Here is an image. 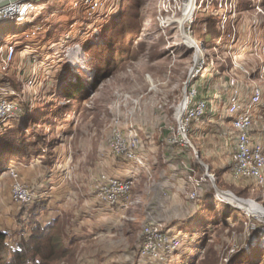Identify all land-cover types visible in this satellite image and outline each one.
Segmentation results:
<instances>
[{
    "label": "rangeland",
    "instance_id": "rangeland-1",
    "mask_svg": "<svg viewBox=\"0 0 264 264\" xmlns=\"http://www.w3.org/2000/svg\"><path fill=\"white\" fill-rule=\"evenodd\" d=\"M215 1L207 2L212 4L214 11L207 15L202 12L200 19L196 18L194 36L200 41L210 42V36L201 33V26L204 23L207 25V31L214 36V40L218 36L226 37L228 25L234 23L241 44L248 42V30L253 22L264 24V0H228L232 4V10L227 14L220 12L213 5ZM33 2L35 9L28 16L29 22L25 21L23 25L10 21L0 23V34H7L4 41H14L13 37L20 39L24 38L22 37L24 35L32 36L28 43H21L16 48L12 62L7 65L0 63V91L8 94V97H5L6 101L13 102L16 111L23 112L11 123L15 127L8 132L7 140L13 142V146L20 141L25 147L24 153L33 154L32 152L36 150L35 161L54 162L58 168L64 170L65 182L73 185L75 194L73 199L67 201L66 209L59 218L61 224L58 228L64 231L72 212L80 211L79 208L86 203L85 196L88 190L91 189L90 193L94 195L95 183L100 174L107 175L103 170L98 173L97 162L103 153L113 158L107 149V140L114 117L119 116L121 124H126L127 115L135 118L132 121H136L139 127V153L142 157L148 153L151 162L154 159L156 164L155 167H151L152 163H149L152 171L147 169L146 163L143 169H139L140 172L136 170V187L134 186L125 201L126 214L119 213L118 226L110 235H104L99 239V242L101 241V247L105 248V256L108 254L109 258H112L111 252L116 253L127 247L135 248L134 256H141L142 226L149 220L142 221L147 215L140 211L142 184L144 179L154 177L162 171V167L169 166L162 162L164 156L168 154L166 146L168 134L164 140L162 132L167 130L169 133L170 128L175 131L177 129L174 108L179 104L184 83L193 65L192 51L184 49L176 36L177 25L180 29L184 25L180 24L184 19L179 11L180 0H33ZM159 11L162 12V17H165L164 26L173 21L178 24L174 23L161 29L156 21ZM223 43L225 42L218 41L215 42L216 45L206 44L205 57L209 60L210 66L223 60L227 64L230 63V57L221 52L225 50ZM75 48L81 51L80 53L77 51L79 56L84 53L83 67L74 62L71 63L74 65L72 68L66 62V53ZM172 48L173 55L169 53ZM71 60L75 59L70 53ZM233 61L249 75L248 78L241 71H233L239 84L249 89L248 92L254 86L264 89V57L242 55L234 57ZM213 67L219 69L218 66ZM76 87L81 92L78 94L74 92L77 95L69 100L63 91H75ZM174 96L178 98L172 104L170 101ZM201 128L206 129V125H202ZM191 138L189 140L193 143ZM28 145L33 146L30 147V151H27ZM186 147L190 150L187 153L189 161L200 168L195 174L196 177L204 176V167L197 163L198 160L189 145ZM21 156L13 157L14 164L10 166L18 170L20 183L31 190V186L24 182L19 174L18 168L23 164L19 159ZM200 161L206 164L201 158ZM173 165L175 167L174 163ZM219 168L215 162L208 166V173L218 179L217 183L215 182L216 188L233 195L243 204L255 205L264 212L263 188L252 180L234 179L229 170L223 174ZM4 172L0 176L6 173ZM205 181L206 187L203 192L211 187L215 197L212 184L207 178ZM11 184V176L6 175L0 180V191L5 187L9 193ZM203 192L198 193V196H203ZM200 200L201 205L205 202L212 204V201L210 203L203 201L202 197ZM217 200L227 204L231 209H236L237 222L229 228L223 227L222 212L216 210L217 206L212 208L207 206L204 218L209 229L204 233L199 248L196 245L197 247L192 249L198 251L197 256L191 257L188 261L182 260L180 264H237L233 261L241 249L249 255L250 250L246 246L248 248L256 246L260 255L264 254V231H261V228L264 229V222L258 217L261 215H253L245 206L237 204L240 207H236V204L232 203L235 205L233 206L221 198ZM228 202L231 203L229 200ZM197 203L198 199L189 205L195 206ZM198 204V208L201 207ZM17 208L19 216L22 214L21 217L25 218L28 215L23 213L21 206ZM157 209V212H160V208ZM231 209L230 216L234 217L235 212ZM169 213H172V208ZM134 216L140 218L137 220L138 225L131 221ZM125 217L127 220L130 219L127 222L129 228L126 227ZM152 217L154 218V215ZM170 218L172 223L182 220L181 215L176 214L173 217L170 215ZM19 220L16 217L10 220L0 213V228L14 231L22 225V220ZM151 220L160 222L163 230L168 224L158 216ZM255 224L259 229L254 228ZM24 229L27 230L26 227ZM255 230L257 234H252ZM61 233L63 237L64 232ZM17 236L19 238V231L6 240L15 244L16 241H20L15 240L18 239ZM80 247H83V243ZM101 247L95 248L89 244L80 251L84 255L91 252L90 250L99 251ZM76 249L79 252L77 246L72 248L74 257L70 256L72 253L70 251L66 259H58L50 264H73L70 257L75 260L79 256V253H75ZM92 256L96 262L102 258L98 253ZM99 262L102 264L103 261Z\"/></svg>",
    "mask_w": 264,
    "mask_h": 264
},
{
    "label": "built area",
    "instance_id": "built-area-1",
    "mask_svg": "<svg viewBox=\"0 0 264 264\" xmlns=\"http://www.w3.org/2000/svg\"><path fill=\"white\" fill-rule=\"evenodd\" d=\"M208 1L209 0H180L179 11L181 16H184L186 7L187 12L189 11V16L183 25V31L185 36L190 38L193 42V44L189 42V46L184 43V38L180 32V26L177 25L176 36L179 38L180 44L184 47V49H190L193 53V65L190 68L189 75L184 83L183 93L181 94L179 104L174 108V113L176 114L177 109L181 106V104H183L180 117L178 121H176L177 129L175 131L170 128L167 137L168 144L180 148H184L190 144L188 133L191 123L201 118L206 111L205 101L202 99H197L195 80L198 78L208 61V59L205 57L207 50L204 41L194 39L192 26L194 24L195 17L203 9L207 11L210 8L211 5L210 3H207ZM34 5L35 3L33 0H15L0 7V23L4 21H10L23 25L25 21L29 22L28 16L34 11ZM213 5H215V7L220 10V12H224V14H227V12L232 10V4L228 0H216ZM227 5L229 8H227ZM223 17L224 16H222V18ZM156 21L161 29L174 23L178 24L177 22L173 21L172 23L164 26L159 24V20L157 18ZM257 26L258 23L253 22L251 29L254 36ZM222 29L225 28L222 27ZM6 36V33L0 34V63L3 65H7L12 62L13 56L16 53V48L21 43H28L32 37L29 35H24L22 36L24 38L18 39V37H13L14 41H4ZM235 37V24L231 22L228 25L226 33V38L229 40V46L223 53L230 57V63L227 64L223 60L222 62H215L214 65L215 67L225 65V68L228 69H238L249 78L248 72H246L244 68L233 61L235 51L232 45L234 44ZM254 42L257 43V38ZM263 43L264 37H261L259 40V47L262 49V51H264ZM173 49L174 48L169 51L171 55L174 54ZM77 50H79V48H77ZM76 53L74 55V59L79 56V54ZM82 54L84 56L83 52ZM68 56H70L69 51L65 56L66 62L70 65V67L73 68L74 65L71 64L70 58L68 59ZM194 57H196L195 61ZM262 57H264L263 53ZM81 70L84 71L83 68ZM227 76L229 78L227 85V115L230 117L229 123L236 134V142L231 155L229 173L234 179L252 180L256 182L258 186L264 189V148L259 144H252L250 138L252 112L261 103V100L264 96V89L262 90L260 87H254L248 104H245L241 101L238 80L228 71ZM5 97H8V94L5 91H0V124L8 121L11 122L23 114V112L20 110L16 111L15 104L13 102L6 101ZM214 97L216 96L214 95ZM128 118L130 117L128 116L125 119L126 124H121L120 117L117 115L114 117L111 125V132H109V138L107 140V149L114 159L134 164L137 168L143 169L145 167V162L139 153V131L131 126L130 119ZM5 172V175H9L12 178V184L9 191L12 203L19 206H27L31 204L36 195L33 191L27 189L22 183H20L19 175L16 169L12 168V166H9ZM205 178V176H202L199 179L189 177V183L191 187L188 197L190 201H197V188ZM135 185L136 178L133 177V175L129 178L121 179L100 174L95 183L94 195L98 200L111 209H125L127 207L125 201L129 197V194ZM215 199L217 200V197H215ZM162 226L163 225L160 222L151 219L146 221L142 226V239L140 248V255L142 257L148 258L149 260H157L162 262L173 256L179 248L182 237L177 233L173 234L163 230ZM261 231H264V229L261 228ZM246 247L248 249V246Z\"/></svg>",
    "mask_w": 264,
    "mask_h": 264
},
{
    "label": "crops",
    "instance_id": "crops-1",
    "mask_svg": "<svg viewBox=\"0 0 264 264\" xmlns=\"http://www.w3.org/2000/svg\"><path fill=\"white\" fill-rule=\"evenodd\" d=\"M238 85L241 93V101L248 104L253 88L256 86L250 88V92H248L247 90L249 89L244 88L241 83L239 84L238 82ZM214 95L216 97H214ZM227 97L228 92H215L212 94L213 99L209 101L207 117L206 120H204L205 123L202 121L199 125L193 127L194 132L191 138L193 142L191 144L202 154V158L206 161L207 166L215 162L219 165V169L223 174L228 173L231 164V155L236 142V134L229 123L230 117L227 115ZM176 98L178 97L174 96V99L170 102L173 104ZM167 107L170 108L171 106ZM128 116L130 117V115H127V117ZM128 119H130L131 126L138 130L139 127L136 121H132L135 120V118ZM204 124L206 125V129L201 128ZM167 134V130H163L162 135L164 140ZM250 138L252 144H259L264 148V96L261 103L252 112ZM166 146L172 145L166 144ZM35 151L36 150L32 152L33 154H30V152L22 154L19 159L23 164L18 169L21 179L31 186V190L35 192L38 197L48 201L46 211L39 217L40 225L45 227L52 220L61 218L62 211L66 209L65 206L67 201L73 199L75 194L72 189L73 185H69L65 182L64 170L58 168V165H55L54 162L40 163L42 160H37L38 162L35 161ZM167 155L164 156L162 162L165 165L169 164V166L162 167V171L154 175V177L150 176L144 179L142 184L143 189L140 211H143V215H147V217L142 218V221L154 219L158 216L165 224L168 223L165 228L168 229L169 232L173 234L177 233L182 237V240H184V233L178 232L179 222L172 223L170 221V215H172V217L175 214L178 216L181 215L183 220L182 223H186V221L194 215L189 205L190 200L188 193L191 187L189 177H193L194 179L198 178L196 175L194 176L195 171L189 168L188 163L181 161V166L178 167L180 169H176L173 167L174 162L170 163V159H167ZM143 157L144 162L148 166L147 169L152 171L149 167V163H152L151 167H155L156 161L151 158L153 161L151 162L148 153H146V156L143 154ZM189 163L191 162L189 161ZM183 167H186V169H183ZM97 168L98 173L103 170L108 176L121 179L129 178L132 175L136 178V170L140 172L139 168L134 164L120 163V161L110 158L106 153H103V155L98 158ZM153 170L156 171V168ZM190 171L193 173H190ZM3 177H6V175H1L0 180ZM202 183L203 182H201V184ZM90 191L91 189L88 190L85 196L87 197L86 203L79 208L80 211L72 212L62 237L63 244L72 251L70 256L74 257L72 250L74 246H77L79 249V252H77V249L75 251L76 254L79 253V256L76 255L77 257L75 260H72V257H70L71 261L74 264H100L99 261L101 260L103 261L102 264H135L133 255L135 253V248L132 247L129 249L127 247L116 253L111 252L113 253L112 258H109L108 254L105 256V248L101 247L102 245L99 239L104 235H110L119 224V213L126 214L127 211L123 208L111 209L107 207L98 200L97 197L91 194ZM182 196H185V198L183 199ZM18 206L19 205L10 201L7 188L4 187V189L0 191V213L10 220L13 218L15 219V217L21 218L22 220V214L19 216L18 210L16 211ZM149 206L155 208L150 209ZM157 208H160V212H157ZM171 208L172 213H169ZM152 215H154V218ZM135 216L131 221L138 225L139 222L137 220L140 218ZM125 219L127 220L126 217ZM129 220L130 219L126 221V227L128 228L130 227L129 224H127ZM25 223L27 222L25 221ZM139 227H141V225ZM76 229L78 231L75 232ZM0 230L5 233L7 232V234L12 232L9 229L4 230L0 228ZM81 243H83V247H87L90 244V246L94 245L95 248L101 247V249H99V251L97 249L90 250L91 252H87L83 255V252L80 251L81 248H83L80 247ZM197 246L195 247L199 248V245ZM197 252L198 251L193 254L194 257L197 256ZM97 253L102 256L101 260L98 262H96L95 257L92 256V254L97 255ZM189 259H191V257ZM185 261H188V259H185Z\"/></svg>",
    "mask_w": 264,
    "mask_h": 264
},
{
    "label": "trees",
    "instance_id": "trees-1",
    "mask_svg": "<svg viewBox=\"0 0 264 264\" xmlns=\"http://www.w3.org/2000/svg\"><path fill=\"white\" fill-rule=\"evenodd\" d=\"M214 11L212 4L210 8L205 11L204 9L195 17L194 24L192 26L193 29V37L194 39L198 40L194 36V25L196 24V18L197 20L200 19V14L206 13V15L210 12ZM258 23V22H257ZM207 25L204 23L201 26V33L203 35H209L210 36V42L205 43L206 44H215L218 41L225 42L223 43L224 49L221 52H225L229 46V40L224 36H218L214 40V36L211 35L207 31ZM252 26L249 27L248 30V42L245 44H241L238 34L236 33L235 41L232 47L234 48V51L236 52L234 57L236 56H242V55H250L257 58V56L261 57L262 49L259 47V40L261 37H264V24L258 23L255 36L252 34ZM205 30V31H204ZM236 30V25H235ZM257 38V43L254 42ZM250 46H252L250 48ZM244 53V54H241ZM244 61V60H242ZM214 65V64H213ZM210 66L209 60L207 61L206 65L204 66V69L198 76V78L195 80L196 88H197V99H202L206 103V111L204 115L199 118L198 120H195L191 123L190 130H189V137L191 138V135L193 134V127L196 125H199L202 121L206 120L207 117V107L209 105V101L212 100V94L213 93H227L228 92V81L229 78L227 76V71L233 74L235 77L236 75L233 73V71L240 72L238 69L233 68H225V65H221L218 68H214ZM215 66V65H214ZM227 70V71H226ZM244 75V74H243ZM237 79V78H236ZM239 86V85H238ZM77 88V87H76ZM81 89V87H79ZM60 89V88H59ZM80 93L81 91H78V88L75 91L66 90L63 93L66 95V97L69 98V100L72 99L75 95ZM11 122H5L0 124V174L6 170L10 165L14 164V161L12 160L13 157L19 156L24 154L25 147L21 144L20 141L18 143H14L15 146H13V142H8V132L14 128ZM12 125V126H11ZM20 142V143H19ZM32 145H28V150L30 151ZM171 151V152H170ZM189 148H180L177 146H168V155L166 156L168 159H170V163L172 161L175 164V168L177 169L180 167V162L185 161L189 164V168H192L195 174L198 172L199 166L194 164L193 162L189 163L187 156V153L189 152ZM170 152V153H169ZM200 153V152H199ZM200 158L202 161L206 162L202 158V154L200 153ZM116 160V159H115ZM119 161V160H116ZM120 163L126 164V162L120 161ZM13 166V165H12ZM174 166V165H173ZM180 169V168H178ZM183 169H186V167H183ZM200 169V168H199ZM18 172V170L16 169ZM190 173H193L190 171ZM202 177V176H201ZM200 178V177H199ZM198 178V179H199ZM218 179L215 178V182L217 183ZM203 183H200V186L197 188V193H202L203 189L206 187L205 183L206 181H202ZM35 193V192H34ZM203 196H198V205L201 207L198 208L197 204L195 206H192L190 204V209H192L193 214L191 218H189L186 223H182L183 220L179 221V233H184V240L181 241V244L177 251L174 253L173 256L168 258V260H165L164 262H159L157 260H149L148 258L141 257V256H134V263L135 264H180L182 260L189 259L190 257H194L193 254L196 251H192L193 248H195L196 245H199L202 241L204 233L208 232L209 226H207V220L204 218L206 216V207L208 208L216 207V210H220L222 212V220L221 223L223 227L229 228L232 226L234 222H237V212L236 209H231L227 204H224L223 202H218L215 200L214 194L212 192V189L210 187L209 190L206 192H203ZM36 195V194H35ZM199 195V194H198ZM201 195V194H200ZM201 197L203 198V201H207V203L212 201V204H206L201 203ZM193 202V201H190ZM196 202V201H195ZM48 205V201L45 199H42L36 195L33 202L27 206H21L24 210V214L28 215L23 217L22 219V225L17 227L12 232H2L0 230V264H50L55 260L58 259H66V256L70 255V249L67 248L63 244L62 234L61 232H64L63 230H59L58 226L61 224L59 219L52 220L48 225L45 227H42L39 222V217L46 211V207ZM215 205V206H214ZM230 209L234 211L235 215L234 217L230 216ZM21 220V218H19ZM19 220V221H20ZM24 220L27 223H24ZM255 229H259L258 225H254ZM257 226V227H256ZM26 227L27 230L24 228ZM166 231L169 232L168 229L165 228ZM253 231L252 234H257V232ZM19 231V238L23 237V239H19L18 236L15 240V244L13 242H10L7 239L9 236H13L16 232ZM171 233V232H169ZM26 235V236H25ZM13 240V239H12ZM14 241V240H13ZM13 244V245H12ZM249 255L244 252L243 249H241L240 252H238L235 256V260L233 262H237V264H263L264 263V254L260 255V251L258 250V247L253 246L248 248ZM254 258V260L252 258ZM177 260H179L177 262ZM181 260V261H180ZM74 264V263H73Z\"/></svg>",
    "mask_w": 264,
    "mask_h": 264
},
{
    "label": "bare ground",
    "instance_id": "bare-ground-1",
    "mask_svg": "<svg viewBox=\"0 0 264 264\" xmlns=\"http://www.w3.org/2000/svg\"><path fill=\"white\" fill-rule=\"evenodd\" d=\"M228 3V2H227ZM226 3V4H227ZM189 5V4H188ZM187 5V6H188ZM227 8H229L228 7V5H227ZM191 12V11H190ZM161 15V16H160ZM188 16H189V11L187 12V7H186V9H185V11H184V16H183V20L181 21V23L180 24H183V23H185V21H186V19L188 18ZM157 19L159 20V24L160 25H163V22H164V19H165V17H162V12L161 11H159V13H158V15H157ZM183 38H184V43L186 44V45H190L189 44V40H188V38H186L185 37V34H183ZM79 51V50H78ZM81 51H79V53H80ZM196 60V57H194V61ZM78 61V62H77ZM83 61H85L84 60V56H83V54L82 55H80V56H77V60L75 59L74 61H70L71 63H77V64H79V66H81L82 65V67H83ZM182 107H183V104H181V106L177 109V113L175 114V120L176 121H178V119H179V117H180V114H181V112H182ZM218 196V195H217ZM222 199H225V201H227L228 202V200L231 202V203H234L235 201L232 199V197L230 196V195H222V197H221ZM235 204V203H234ZM244 205L245 207H247L248 209H250L251 210V213L253 214V215H261V216H258V217H261V219H263L262 221L264 222V212L259 208V207H256L255 205H248V204H239V203H237L236 202V205Z\"/></svg>",
    "mask_w": 264,
    "mask_h": 264
},
{
    "label": "water",
    "instance_id": "water-1",
    "mask_svg": "<svg viewBox=\"0 0 264 264\" xmlns=\"http://www.w3.org/2000/svg\"><path fill=\"white\" fill-rule=\"evenodd\" d=\"M12 1H15V0H0V7H2V6H4V5H7L8 3L12 2ZM181 28H182V29H180V32H181V35H182V37H183V34H185V33H184V31H183V27H181ZM185 37L188 38L187 36H185ZM188 40H189L190 43L193 44V42H192V40H191L190 38H188ZM77 51H78V50L75 49V50L71 51L70 53L73 54V55H75V53H76ZM69 58H70V56H68V59H69ZM186 85H187V84H186ZM186 85H185V87H186ZM189 147H190V148L192 149V151L194 152V155H195L196 159L198 160V163H199L201 166L204 167V169H205L204 176H205V177L209 180V182L212 184L213 189H214V192H215V195H216L215 197H217V198H221L222 195H225V194H226V195H230V196L232 197V199L235 201V202H234L235 204H236V202L239 203V204H243V202H242L241 200L235 198L233 195H231V194H229V193H226V192H223V191H220L218 188H216V186H215V178H214L211 174L208 173V166L200 161V154H199V152L195 149V147L193 146V144H191V142H190V144H189ZM217 195H218V196H217ZM221 200H224V201H225V199H222V198H221ZM226 202H227V201H226ZM227 203H228V204H231V205H233V206H235V205L232 204V203H229V202H227ZM242 206H244V205H242ZM236 207H240V206H237V205H236ZM242 209H244V208L242 207Z\"/></svg>",
    "mask_w": 264,
    "mask_h": 264
}]
</instances>
